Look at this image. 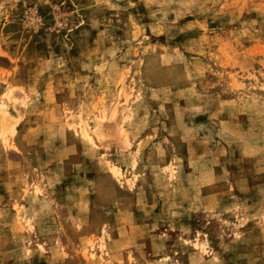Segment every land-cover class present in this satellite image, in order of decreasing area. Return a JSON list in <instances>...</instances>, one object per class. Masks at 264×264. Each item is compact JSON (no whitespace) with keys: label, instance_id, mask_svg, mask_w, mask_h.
<instances>
[{"label":"rangeland","instance_id":"rangeland-1","mask_svg":"<svg viewBox=\"0 0 264 264\" xmlns=\"http://www.w3.org/2000/svg\"><path fill=\"white\" fill-rule=\"evenodd\" d=\"M0 264H264V0H0Z\"/></svg>","mask_w":264,"mask_h":264}]
</instances>
